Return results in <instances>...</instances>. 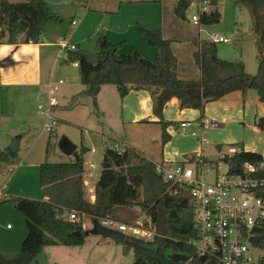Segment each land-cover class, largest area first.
I'll return each instance as SVG.
<instances>
[{"label": "trees", "instance_id": "trees-1", "mask_svg": "<svg viewBox=\"0 0 264 264\" xmlns=\"http://www.w3.org/2000/svg\"><path fill=\"white\" fill-rule=\"evenodd\" d=\"M215 7L218 0H207ZM249 12L252 30L264 44V0H234ZM194 0H176L173 12L176 17L186 20V10ZM220 13L217 8L200 14L202 25L217 23ZM57 16L49 11L43 0H0V40L4 37L10 44L19 42H40L45 25ZM136 28L143 39L158 49L157 55L149 60L136 49L130 48L119 53L120 43L110 42L102 31L95 38L98 51L97 62H88L81 50L69 51L66 62H78L80 82L84 89L76 94L90 96L96 108V96L104 84L116 86L120 97L129 89H150L153 97V111L160 118L162 125V143L169 139L162 120V109L171 97H176L179 107H191L199 111L203 118L204 105L231 91L245 92L253 89L260 101L264 102V53L257 54V71L249 74L245 71L242 60L227 61L217 55L216 44L207 40H195L196 51L193 58L199 67L201 77L198 81L182 80L177 77V59L172 52L171 41L162 37L160 29ZM264 49V45L262 46ZM10 57L0 59V68L12 64ZM200 88L195 97L187 91ZM259 128H264V118H258ZM50 141H48V146ZM115 144H106L100 175L94 185V200L86 198L84 185L83 154L84 147L75 152L79 160L61 162L44 161L40 165L41 198L32 199L22 196H3L0 203L11 201L24 217L27 235L20 249L12 257L0 254V264H29L45 246H77L84 242L85 234L82 218L88 215L92 220L105 219L112 215L117 207L138 206L152 223H155L158 208L165 214V236L155 235L152 240L125 236L122 242L123 252L133 253V264H213L204 257H193L186 263H175L168 258L171 253L192 255L193 249L188 241L196 236L193 226V211L184 195L167 194V184L157 174L155 165L134 150L126 147L116 149ZM10 159L0 150V163ZM134 160H136L134 162ZM202 162L208 160L202 157ZM232 163H237V171L244 162L260 164L264 162L261 154L240 150L230 156ZM264 175V173H263ZM75 212L76 220L68 217ZM79 231V236L75 232ZM262 256L259 264H264V221L256 230Z\"/></svg>", "mask_w": 264, "mask_h": 264}, {"label": "crops", "instance_id": "crops-1", "mask_svg": "<svg viewBox=\"0 0 264 264\" xmlns=\"http://www.w3.org/2000/svg\"><path fill=\"white\" fill-rule=\"evenodd\" d=\"M9 1L14 2L19 0ZM145 1H158L159 5L155 2V4H144ZM165 1L166 0H75L76 6L81 8L84 7V14L82 17H77V19H74V16L71 18L70 27L73 31L68 38L57 35L51 37V39L45 40L43 33L40 42L37 43L19 42L10 44L3 39L0 40V59L10 57L13 61L12 64L0 68V150H3L12 139L17 137L18 150L16 157L20 156L22 159V162H18V164L14 165L10 164L14 158L11 159L9 157L10 160L8 162L0 163V197L22 196L32 199L41 198L39 173L40 165L45 161L41 153V136L37 135L34 137L32 143L25 150H22L20 154L22 132L20 131L21 133H19V135H16L18 134L16 132L19 130L28 131L29 128H31L33 123L32 113L37 114L39 112L38 105L47 100L46 84L49 82L56 83L58 79H62L61 76L63 73L66 77L68 76V78H70V84H67L69 87L66 88L68 92L70 91L69 94L71 97L70 103L66 106L68 109H59L60 105L58 103L54 111L56 114L64 111V113H66L65 116L61 117L58 115L57 121L65 118L63 121L67 122L68 125L75 124V116L70 113L73 112L75 107L81 104L83 96H86L80 95L73 99L76 94L84 89V85L80 82L78 66H75L74 62L65 61L70 50L61 47V40L67 43H74L76 45L75 50H81L84 53L94 52L96 54L98 48L89 47V43H86V38H91L94 34L96 37L97 33L102 31L110 42L121 44L118 50L119 53H124L130 48H134L144 58L151 60L157 55L158 49L156 46L148 44L143 39L136 25L145 29H160L162 37L171 41L172 52L177 59V77L182 80L193 81H198L200 79V70L193 58L196 45L188 62L189 66H186L185 69L182 68L183 61L180 54L182 51L180 50L184 49L185 40L181 39V31L183 22H190L191 20L187 16L186 21L183 22L182 20L169 16L166 19L164 16L165 5L163 3ZM169 1L174 2L171 7L173 11L176 0ZM111 2H116L114 7L110 6ZM91 3L95 4V9L89 11ZM213 8L214 7H212V9ZM139 9L140 11H145V17H143V19L134 16L133 19L117 22L114 26L110 25L113 19V16H107V12L110 10L113 14H116L117 17H121L123 12L134 15L133 11H138ZM72 20H77L76 25H72ZM165 20L167 24H165ZM104 23L106 24L105 29L99 30L98 27ZM199 32L200 29H198V36H195V34L193 37L194 44L197 39L207 40L200 37ZM217 55L219 58L227 61L242 60L245 71L247 72V63L242 55L238 57L236 53L225 51L223 47L217 50ZM63 63L64 65H62ZM189 67L191 68L190 72L186 71V68ZM73 69H75V71H73ZM56 77L59 78L56 79ZM63 83L64 80L62 83L56 85H61ZM106 85L112 84H104L100 87L96 96V108L93 106L92 98L87 96L91 99L93 109L89 110V102H86L88 111L86 123L88 127H81L84 128L86 141L90 142L89 138L92 136H98L102 139L103 151L106 144L114 143L119 147L118 149L126 147L134 150L140 156L145 157L153 163L178 161L182 159L190 160L197 156L206 157L209 160L212 155L216 157L218 156L217 154L220 153L221 155H231L242 149L245 151L257 152L264 158V128L261 129L256 124L258 118H264V102L259 100L257 92L253 89H248L245 92L239 90L231 91L217 100L207 102L204 105L202 119H199L200 113L197 109L191 107L180 108L178 99L176 97H171L162 109V120L166 123L165 132L169 135V139L165 143H162V125L160 124V118L153 111L151 90L145 88L129 89L124 97H120L118 94V101L114 100L115 98L113 97L112 90H105L106 96L101 99L103 87ZM109 106L113 110L115 109L119 112V121H117L121 125L119 131H114L112 126H107L105 122L99 119H97V123H95L91 118L94 115L98 116L100 111L103 116L106 114L109 117L111 114ZM33 108L35 111H33ZM206 118L210 120V122L215 123V126L205 125L203 121ZM183 122L188 126L182 127L180 124ZM106 126L109 130L108 133L104 131ZM190 129L195 130L198 134L204 131L208 141L202 144L198 137L190 135ZM48 134L45 148L46 152L48 151V141H51L52 138L57 144L61 136L67 137L64 132L58 134L56 129ZM106 134H111V137L106 136ZM171 137L176 138V142L180 145L178 147L179 149H176V147L173 151L166 149L168 145L171 147L175 141L171 142ZM147 140H160V152L155 153L147 150L145 148V141ZM83 142L84 141H82L81 146L76 144L75 152H78L81 147L86 149V152L82 156L84 168L83 179L85 183L91 184L89 189L90 195L87 196L86 194V198L93 201L94 185L100 175V171H95V165L90 161L86 167L85 155L89 151L96 152V150L89 149L87 143L85 144ZM72 159H74V157ZM101 160L102 157L100 163ZM14 186L21 189L16 191L13 189L15 188ZM10 215L11 211L9 212V209L0 207V239L7 237L14 240L13 247L0 250V252H12L11 254H14L19 251L21 243L27 235V229L26 233H24L21 225L10 224L7 221L10 220ZM84 217L87 216L84 215L82 218L83 229L86 228L83 223ZM107 218L112 219L111 215ZM118 223L124 222L120 221ZM7 224H10L11 227L7 228ZM106 239H108L106 242L114 241L111 238ZM85 245L84 238L83 244L77 246H45L34 258L40 254L43 261L40 257H38V259H40V263L44 262V264H57L64 256H66L65 260L69 261L72 257L76 256L77 252L82 251L80 248ZM94 245L97 246L98 244ZM106 245L111 246L112 244L106 243ZM120 245L121 255H127L132 252L129 251L125 254L123 252L122 243H120ZM45 248H50L47 252L48 256L43 252Z\"/></svg>", "mask_w": 264, "mask_h": 264}, {"label": "rangeland", "instance_id": "rangeland-1", "mask_svg": "<svg viewBox=\"0 0 264 264\" xmlns=\"http://www.w3.org/2000/svg\"><path fill=\"white\" fill-rule=\"evenodd\" d=\"M86 1V0H85ZM159 5V2L154 1ZM154 2H141L144 4H155ZM165 7H164V16L167 17H172V18H177L178 20H182L178 17L175 16L173 11L171 10V7L174 2H170L169 0H166L163 2ZM116 2H111L110 6L114 7ZM138 4V3H136ZM94 3L90 4L89 11L94 10L95 6ZM49 11L51 13H55L57 16L56 20H50L46 23L45 29H44V39H51L53 36L61 35L62 37L68 38L70 33L73 31V29L70 27V20L74 16V19H77V17H82L84 14V7H78L76 6L75 0H63L60 2H52L48 4ZM217 8L219 13H220V18L217 23H214L212 25H202V24H196L193 21L183 22L182 26V31H181V39L185 40V45L184 49L180 50L182 51L180 54L182 56V64H183V69H185L186 66H189V60L190 57L192 56V52L195 50V44L193 43V37L198 36V29H200L199 35L200 37L209 40L210 35L212 33H217L219 35L225 36L229 38L228 43H217L216 47L217 50L221 47L225 48V51L229 52H234L236 55L243 56V59H245L247 66V72L250 74H254L257 71V64L258 60L256 58L257 54H262L264 53L263 45L261 42L260 37L252 30V25H251V19L249 12L246 8L239 6L235 3L234 0H218L217 6L214 7ZM197 6L196 4L192 3L189 8L186 10V16L190 19L192 14L197 13ZM144 10L140 11H133V14H127V13H122L121 17H117L116 14H113L111 10L107 12V16H113V19L111 20V26H114L117 22H121L123 20H130L133 19L134 16L138 17L139 19H143L145 17L144 15ZM126 16V17H125ZM200 23V22H199ZM165 24H167V21L165 20ZM106 27V24H101L98 29L99 30H104ZM251 36V37H249ZM95 34L90 38H86V43H89V47H93L96 49V44H95ZM6 38L4 37L3 40ZM84 48V47H83ZM94 53V52H90ZM232 54V53H231ZM64 65V63L62 64ZM181 65V64H180ZM190 67L186 68V71L190 72ZM75 71V69H73ZM57 76V75H56ZM59 77H56V79ZM61 78L64 80V83L61 85H56V92H57V99L58 103L60 105L59 109L62 110H67L68 107H66L70 103V94L67 91L66 88L69 87L70 84V78L63 73ZM83 87V86H82ZM105 90H112L113 92V97L115 98L114 100H119L118 98V93L117 89L114 85H106L103 87L101 99L106 96ZM110 99V98H109ZM109 101V100H108ZM89 110L93 109V106L91 104V99L90 97L83 96L81 99V104L75 107L72 113L76 119L74 121L75 124H70L68 125L67 122H64L63 120L65 118H62L61 120L57 121V124L55 126V129L58 134L64 132L67 135V138L73 142L74 144H77L78 146H81L82 141L83 143H87L89 146V149H95L96 152L89 151L85 155V165L86 167L90 162H93L95 165V171H101V166H100V159L102 157L103 153V144H102V139L98 136H92L89 141H86L85 135H84V128L81 127H88V124L86 123V118H87V103ZM75 103V102H74ZM36 106V102H35ZM119 107V105H118ZM109 109L111 111L110 116L101 114V111L99 112V115L92 116V120L96 122L97 119H99L102 122H105V124L108 126H112L114 131H119L121 128V125L118 119H119V112L117 110H113L110 106ZM56 110V109H55ZM33 111L35 109L33 108ZM61 111V110H60ZM66 113L60 112L56 114L54 112L55 117L61 116L64 117ZM33 115V123L31 128H29L28 131L25 130H19L18 134L22 132V139H21V151L25 150L33 141L34 137L37 135L41 136L40 142L41 148H42V155L44 157V160L50 161V162H59V161H67L71 160L73 158L72 155H65L60 151L58 148L57 144L55 143L54 139L50 141V144L48 146V151H45L46 148V142L48 138V133L43 130V122L45 120L44 116L41 115L39 112L32 113ZM58 119V118H57ZM119 123V124H118ZM104 129L105 133H108L109 130L108 128ZM21 131V132H20ZM83 136V137H82ZM106 136H110L111 134H106ZM175 140V141H174ZM170 141H174L172 146L168 145L166 149H169L170 151H173L176 147V149H179L178 147L180 146L176 142V138L171 137ZM145 148L147 150H150L155 153L160 152L161 148V142L160 140L158 141H152V140H147L145 141ZM211 153V151H210ZM213 153V152H212ZM19 154V155H20ZM217 154V153H216ZM217 158H221L222 155L217 154ZM136 160H134L135 162ZM18 162H22L21 157H16L13 159V161L10 163L12 165L18 164ZM220 162V160H218ZM221 169H225V164L220 163ZM7 167V166H6ZM85 190L87 196L90 195V186L91 184L85 183ZM16 191L21 189L17 186H14ZM41 195V193H40ZM39 199V198H38ZM0 207L2 208H7L9 209V212L11 211L10 215V220H7L10 224L12 225H21V228L23 229L24 233H26V225L24 221V217L20 211L16 209V207L12 204L11 201H3L0 203ZM116 210V211H115ZM114 210L113 214L111 215L112 219H114L117 222H124L127 224H132L136 221H141V222H148L149 218L141 212L139 207L132 206V207H117ZM13 213V214H12ZM87 217H84L83 223L85 224L86 228L84 229V233L86 234L85 237V243L86 245L81 247L80 249L82 251L77 252L76 256L72 257L69 261H66V256L63 257V259L60 260L57 264H133V253L130 252L127 255H121L120 253V243H116L115 241H107L105 237L101 235H95L90 233V229L92 228L93 220L91 219L90 216L85 215ZM21 229V230H22ZM13 242L14 240H11L7 237L1 238L0 239V250L6 249L8 247H13ZM106 243H111V246L106 245ZM94 244H98L95 246ZM104 246H103V245ZM120 246V247H119ZM50 248H45L43 249L44 254L48 256V251ZM52 250V249H51ZM257 252L263 253L262 250L258 247ZM4 253V256L6 257H12L13 254L12 252H0ZM10 253V254H9ZM14 253V252H13ZM15 255V253H14ZM43 261L42 256L39 254L36 258H34L32 261L29 262V264H36L40 263V259ZM40 264H44V262H41Z\"/></svg>", "mask_w": 264, "mask_h": 264}, {"label": "built area", "instance_id": "built-area-1", "mask_svg": "<svg viewBox=\"0 0 264 264\" xmlns=\"http://www.w3.org/2000/svg\"><path fill=\"white\" fill-rule=\"evenodd\" d=\"M197 13L192 14L190 20L200 24V14L209 12L212 6L207 0H194ZM77 20H72L76 25ZM201 40V39H200ZM209 41L217 43H228L229 38L212 33ZM62 48L73 51L76 49L74 43L60 41ZM78 66V62H74ZM46 84L47 100L38 105V111L44 116L43 129L52 133L57 124L54 111L58 106L56 84ZM205 125L215 126L207 118ZM182 127L188 125L183 122ZM190 135L198 137L200 142L208 140L204 131L198 134L190 129ZM115 148L119 147L115 145ZM228 154H223L225 156ZM229 157L231 155H228ZM202 156L190 160L164 161L154 163L155 170L167 184V194L177 196L184 195L188 198V204L193 211V226L196 236L188 241L193 249V254L188 255L186 263L193 257H204L213 264H259L262 253L257 252L258 245L252 243L256 237V230L264 221V162L253 164L244 162L237 171L231 170V160L221 169L218 158L216 163L209 161L203 163ZM238 167V164H237ZM234 168V169H237ZM68 217L76 220L75 212H70ZM103 225L115 228L126 236L141 238L149 241L157 235L155 223L150 219L144 223L136 221L132 224L118 223L112 219L99 220ZM7 228L11 225L7 224Z\"/></svg>", "mask_w": 264, "mask_h": 264}, {"label": "water", "instance_id": "water-1", "mask_svg": "<svg viewBox=\"0 0 264 264\" xmlns=\"http://www.w3.org/2000/svg\"><path fill=\"white\" fill-rule=\"evenodd\" d=\"M62 0H43V2L49 4L51 2H60ZM251 37V36H249ZM85 58L87 59L88 62L91 63H96L97 62V57L95 53H85ZM201 89L200 88H192L187 91V94L189 96L195 97L197 95H200ZM58 148L62 153L65 155H72L75 160H79V156L75 153L76 149V144L71 142L66 136H61L58 140L57 143ZM17 150H18V138L15 137L14 139L11 140V142L3 148V152L11 159L15 158L17 155ZM211 161H216L217 157L212 155L211 158H209ZM220 161H222L225 164H228L230 162V157L228 155L222 156L219 158ZM231 166L233 168L237 167V163H232ZM155 231L157 235L159 236H165L166 230H165V214L162 208H158V215H157V220L155 221ZM92 234L95 235H101L106 238H111L113 239L116 243H122L124 241L125 235L123 232L115 229V228H110L108 226L103 225L98 219L93 220L92 228L89 231ZM81 233L79 231L75 232V235L79 236ZM85 234V233H84ZM86 235V234H85ZM259 242V238L253 237L252 238V243L253 245L257 246ZM168 258L175 262L179 263L182 261H186L188 258V255L184 253H171L168 255Z\"/></svg>", "mask_w": 264, "mask_h": 264}, {"label": "bare ground", "instance_id": "bare-ground-1", "mask_svg": "<svg viewBox=\"0 0 264 264\" xmlns=\"http://www.w3.org/2000/svg\"><path fill=\"white\" fill-rule=\"evenodd\" d=\"M215 162V161H214ZM182 262H184V261H182Z\"/></svg>", "mask_w": 264, "mask_h": 264}]
</instances>
